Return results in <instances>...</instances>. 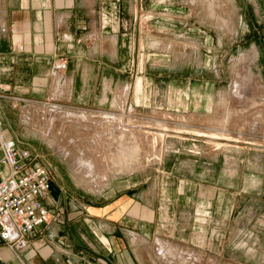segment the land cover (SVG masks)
Instances as JSON below:
<instances>
[{
	"label": "rangeland",
	"instance_id": "1",
	"mask_svg": "<svg viewBox=\"0 0 264 264\" xmlns=\"http://www.w3.org/2000/svg\"><path fill=\"white\" fill-rule=\"evenodd\" d=\"M81 3L104 4L110 18L115 5L127 36L119 63L108 58L117 44L95 46L115 72L101 108L30 103L15 115L18 148L56 173L46 207L96 200L131 174L161 260L264 264V147L252 144L264 145V0ZM193 132L238 141L216 148Z\"/></svg>",
	"mask_w": 264,
	"mask_h": 264
},
{
	"label": "crops",
	"instance_id": "2",
	"mask_svg": "<svg viewBox=\"0 0 264 264\" xmlns=\"http://www.w3.org/2000/svg\"><path fill=\"white\" fill-rule=\"evenodd\" d=\"M109 10L111 18L104 4L87 6L81 0H0L2 134L17 149L12 125L23 105L101 108L108 99L105 81L115 72L105 71L106 52L95 46L107 40L117 44L108 58L119 63V40L127 36L115 16L120 10L115 5ZM95 12L100 14L96 22L89 16ZM139 86L137 79L136 90ZM130 179L131 174L114 176L96 200L88 196L77 204L66 198L62 207L56 201L48 207L50 219L27 235L25 247L0 242V264H170L157 256L158 250L166 252L156 247L158 233L138 215L136 183Z\"/></svg>",
	"mask_w": 264,
	"mask_h": 264
},
{
	"label": "built area",
	"instance_id": "3",
	"mask_svg": "<svg viewBox=\"0 0 264 264\" xmlns=\"http://www.w3.org/2000/svg\"><path fill=\"white\" fill-rule=\"evenodd\" d=\"M59 67L65 68L66 62ZM2 131L0 113V242L20 250L27 244V235L49 219L45 200L56 173L45 164L33 166V153L17 149Z\"/></svg>",
	"mask_w": 264,
	"mask_h": 264
},
{
	"label": "bare ground",
	"instance_id": "4",
	"mask_svg": "<svg viewBox=\"0 0 264 264\" xmlns=\"http://www.w3.org/2000/svg\"><path fill=\"white\" fill-rule=\"evenodd\" d=\"M160 128V127H159ZM167 128V127H166ZM164 129V127H163V129L165 130V131H170V132H173L174 134L175 133H183V130L181 131V130H176V129H171L170 130V128L169 129ZM185 131V130H184ZM188 131V130H187ZM185 132V133H189V132ZM192 132V131H191ZM193 135H202V136H204V137H206L207 138V140H208V143L210 144H213V146H216V148H217V146L219 147V146H221V145H223L224 146V144H227L225 141H238V139L236 140V139H231L230 137H228L227 135H222V136H218V135H216V133L215 134H205V133H192ZM157 135H159V134H157ZM156 135V136H157ZM160 135H161V133H160ZM161 136H163V135H161ZM162 138V137H161ZM217 140H219V141H217ZM221 140V141H220ZM223 140V141H222ZM245 142V141H244ZM252 144L253 145H256V146H262V147H264V145H261L260 143H256V142H252ZM229 145V144H228Z\"/></svg>",
	"mask_w": 264,
	"mask_h": 264
}]
</instances>
